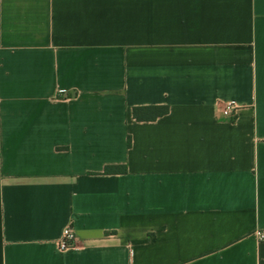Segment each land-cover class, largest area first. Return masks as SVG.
<instances>
[{"label": "crops", "instance_id": "0c3cea01", "mask_svg": "<svg viewBox=\"0 0 264 264\" xmlns=\"http://www.w3.org/2000/svg\"><path fill=\"white\" fill-rule=\"evenodd\" d=\"M256 231L264 0H0V264H264Z\"/></svg>", "mask_w": 264, "mask_h": 264}, {"label": "built area", "instance_id": "2783aa9c", "mask_svg": "<svg viewBox=\"0 0 264 264\" xmlns=\"http://www.w3.org/2000/svg\"><path fill=\"white\" fill-rule=\"evenodd\" d=\"M239 109V106L231 101V100H225L222 101L218 106V111L222 118L225 119H232L236 115V111ZM256 238L258 241L263 242L264 241V231H256L255 232ZM82 245H77L75 241V235L74 232L70 227H66L63 229L60 240L57 244V249L59 251H66L70 249H76L80 250L82 249ZM131 259V256L130 258Z\"/></svg>", "mask_w": 264, "mask_h": 264}, {"label": "trees", "instance_id": "16d2710c", "mask_svg": "<svg viewBox=\"0 0 264 264\" xmlns=\"http://www.w3.org/2000/svg\"><path fill=\"white\" fill-rule=\"evenodd\" d=\"M69 96L71 94H68ZM168 111L167 106H145V107H134L132 109V116L138 121L153 120L159 116L166 114ZM127 146H130V139H127ZM124 170L117 166H107L104 169V173H119Z\"/></svg>", "mask_w": 264, "mask_h": 264}]
</instances>
